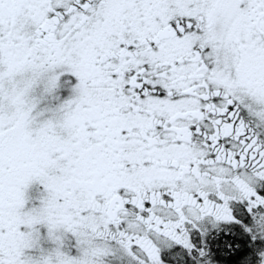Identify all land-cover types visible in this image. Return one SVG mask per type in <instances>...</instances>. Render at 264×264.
I'll use <instances>...</instances> for the list:
<instances>
[{
	"label": "snow or ice",
	"instance_id": "obj_1",
	"mask_svg": "<svg viewBox=\"0 0 264 264\" xmlns=\"http://www.w3.org/2000/svg\"><path fill=\"white\" fill-rule=\"evenodd\" d=\"M0 264H264V0H0Z\"/></svg>",
	"mask_w": 264,
	"mask_h": 264
}]
</instances>
